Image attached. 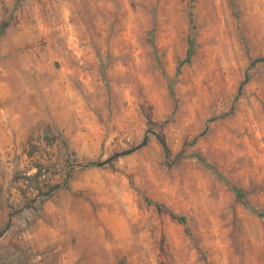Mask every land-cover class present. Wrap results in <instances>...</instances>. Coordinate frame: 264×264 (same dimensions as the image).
Returning <instances> with one entry per match:
<instances>
[{"label":"rangeland","instance_id":"1","mask_svg":"<svg viewBox=\"0 0 264 264\" xmlns=\"http://www.w3.org/2000/svg\"><path fill=\"white\" fill-rule=\"evenodd\" d=\"M82 3L0 0V264H264V0Z\"/></svg>","mask_w":264,"mask_h":264},{"label":"trees","instance_id":"2","mask_svg":"<svg viewBox=\"0 0 264 264\" xmlns=\"http://www.w3.org/2000/svg\"><path fill=\"white\" fill-rule=\"evenodd\" d=\"M191 17V15H190ZM190 24L192 25V20L190 19ZM9 23H4L1 27H0V31L3 33L6 28L8 27ZM189 40V44H190V48L187 52V57L185 60L181 61L179 63V68L177 70V74H180V68L183 64L189 62L190 58H191V53H192V47H193V42L191 40V38L188 39ZM256 62H264V59H261L259 61ZM249 83V77L247 76L245 78V80L243 81V83L241 84L240 89L242 90V88ZM169 90L171 92V96L173 98H175V93H174V83L170 82L169 83ZM157 139L160 143V145L162 146L164 152H167V146L165 143V140L162 139L161 137L157 136ZM150 140L148 137L145 138L144 142H143V147L147 146L149 144ZM197 160L199 161V163L209 169L220 181H222L235 195L236 201L237 203H239L246 211H248L249 213H251L252 215L256 216L258 219H260L261 221H263L264 223V210L263 209H258L255 206H253L249 200H248V192L238 186L233 185L230 181H228L223 174L218 170L217 167H215L213 164L209 163L204 157H202L201 155H197L196 156ZM62 189V186L60 185H56L54 187H52L50 189V191L48 193H42L41 195H39V197H44V196H50L56 192H58L59 190ZM146 202L149 205H154L156 208L158 209H165L166 207H164L161 204L158 203H154L153 201L146 199ZM175 219L185 227L186 233L190 234V231L188 229V224H187V220L185 217H181V216H176ZM12 228V221H9L8 224L6 225L4 231L2 230L0 232V238L5 234V232H7L8 230H10Z\"/></svg>","mask_w":264,"mask_h":264},{"label":"bare ground","instance_id":"3","mask_svg":"<svg viewBox=\"0 0 264 264\" xmlns=\"http://www.w3.org/2000/svg\"><path fill=\"white\" fill-rule=\"evenodd\" d=\"M105 1V0H104ZM88 3H93V11H92V14H90V17L89 16H86L87 12H88V6L87 5H90ZM97 3V0H85V4L82 3V10H83V15L81 17L82 19V24H90L91 23V20L93 19L94 17V14L95 15H98L102 12H104V8H100L99 6L96 5Z\"/></svg>","mask_w":264,"mask_h":264},{"label":"crops","instance_id":"4","mask_svg":"<svg viewBox=\"0 0 264 264\" xmlns=\"http://www.w3.org/2000/svg\"><path fill=\"white\" fill-rule=\"evenodd\" d=\"M8 115H4L3 113L0 115V132H3V127H9V124H10V122L9 121H5L4 119H8V118H10V116H8ZM11 123H13V124H16V122L15 121H12ZM6 136H8L9 134H12V132H10V131H7L6 133H4Z\"/></svg>","mask_w":264,"mask_h":264},{"label":"water","instance_id":"5","mask_svg":"<svg viewBox=\"0 0 264 264\" xmlns=\"http://www.w3.org/2000/svg\"><path fill=\"white\" fill-rule=\"evenodd\" d=\"M99 166H101V164Z\"/></svg>","mask_w":264,"mask_h":264}]
</instances>
